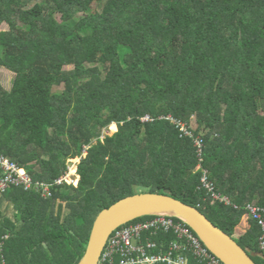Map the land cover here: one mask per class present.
<instances>
[{
	"label": "trees",
	"instance_id": "1",
	"mask_svg": "<svg viewBox=\"0 0 264 264\" xmlns=\"http://www.w3.org/2000/svg\"><path fill=\"white\" fill-rule=\"evenodd\" d=\"M27 1L0 0V65L14 74L0 84V153L46 182L80 157L79 181L49 198L5 192L16 215L0 225V264H78L98 213L137 193L198 206L231 237L245 204L264 207V0ZM167 116L203 139L202 166L240 208L210 203L193 138ZM259 234L251 220L235 240L264 264ZM172 238L153 236L155 251Z\"/></svg>",
	"mask_w": 264,
	"mask_h": 264
},
{
	"label": "built area",
	"instance_id": "2",
	"mask_svg": "<svg viewBox=\"0 0 264 264\" xmlns=\"http://www.w3.org/2000/svg\"><path fill=\"white\" fill-rule=\"evenodd\" d=\"M164 118L181 132V136L193 138L198 157L196 169L202 170L199 189L204 190L209 196L210 203L221 201L226 205H233L236 209L240 208L233 204L227 196L216 191L213 182L208 177L207 169L202 166L204 162L203 139L199 136L195 137L185 122L169 116ZM142 120H149V117L145 116ZM79 159L80 157L69 158L64 173L53 182H46L33 180L23 167L0 153V193L3 194L15 187L24 191L39 192L43 198H49L52 195L51 189L55 186L67 184L76 187L79 181L77 172ZM243 208L244 214L257 222L260 228L258 247L264 253V207L249 202ZM159 233H169L173 238L167 241L164 251L156 252L157 248H163L162 244L152 240L150 235L156 236ZM7 238L8 234L0 236V252L3 251ZM147 249L155 252L148 254ZM97 264H222V262L209 251L182 220L171 215L155 214L146 220L136 221L112 231L103 246Z\"/></svg>",
	"mask_w": 264,
	"mask_h": 264
},
{
	"label": "water",
	"instance_id": "3",
	"mask_svg": "<svg viewBox=\"0 0 264 264\" xmlns=\"http://www.w3.org/2000/svg\"><path fill=\"white\" fill-rule=\"evenodd\" d=\"M155 214L182 220L223 264H257L251 254L198 207L167 194L151 192L126 196L101 210L92 224L78 264H97L108 236L116 227L138 217ZM260 256L264 258L263 254Z\"/></svg>",
	"mask_w": 264,
	"mask_h": 264
},
{
	"label": "rangeland",
	"instance_id": "4",
	"mask_svg": "<svg viewBox=\"0 0 264 264\" xmlns=\"http://www.w3.org/2000/svg\"><path fill=\"white\" fill-rule=\"evenodd\" d=\"M35 1L40 2V1H43V0H28V1L26 2V5H27V6H30V5H32ZM51 8H52V7H51ZM56 17H58V16L56 15ZM77 17H78V16H77ZM77 17H76V18H77ZM0 28H1L2 30H7V29H8V26H7L5 23H3V24L1 25ZM16 32H17L18 34L22 35V36H25V35H26L25 30H23L21 27H17ZM121 50L124 51V49H121ZM1 52H2V51H1V48H0V54H1ZM120 54H123V52L120 51ZM70 68H71V66H67L65 69H70ZM13 78H14V74H13L12 72L8 71V70H7L6 68H4L3 66L0 65V84H1L6 90H8V89L11 87L12 82H13ZM59 84H60V83H59ZM62 89H63V85H57V86L54 87V91L57 90V92H61ZM189 126H190L191 128L196 127V124H195V118H194V117H191V118H190ZM116 130H117V125H116V124H110V125H108L107 127H104V128L102 129V134H101V136H100V139H103L106 135H112L114 132H116ZM93 143H94V141L91 143V146L93 145ZM88 148H89V145L84 147V154L86 153V151H87ZM79 161H80V159H79ZM107 167H108V168H113V163L108 162V163H107ZM74 170H75V169H74ZM15 211H16V208H15L14 205H13V206L11 207V212H12L13 214H15ZM10 221H14V220H10ZM232 237H233L234 239H236V240L238 239V236H237L235 233L232 234Z\"/></svg>",
	"mask_w": 264,
	"mask_h": 264
},
{
	"label": "crops",
	"instance_id": "5",
	"mask_svg": "<svg viewBox=\"0 0 264 264\" xmlns=\"http://www.w3.org/2000/svg\"><path fill=\"white\" fill-rule=\"evenodd\" d=\"M13 204L7 199L5 193H0V225L6 223L5 220H14L15 214L11 212V207ZM4 222V223H3ZM251 227V219L248 216L243 215L240 223L235 229V234L237 236L244 234Z\"/></svg>",
	"mask_w": 264,
	"mask_h": 264
},
{
	"label": "clouds",
	"instance_id": "6",
	"mask_svg": "<svg viewBox=\"0 0 264 264\" xmlns=\"http://www.w3.org/2000/svg\"><path fill=\"white\" fill-rule=\"evenodd\" d=\"M113 124H115V123H113ZM204 161H205V159H204ZM196 170H197V169H196ZM253 203H254V202H253ZM244 215H245V214H244ZM149 216H153V215H149ZM133 222H136V221H134V220L131 221V220H130V221L124 223L123 225H120V226L116 227L115 229H117V228H119V227H121V226H124V225H125V226H126V225H129L130 223H133ZM115 229H114V230H115ZM114 230H113V231H114ZM111 233H112V232H111ZM111 233H110V234H111ZM156 236H157V235H156ZM152 237H153V236L150 235V238H151V239H152ZM152 240H153V239H152ZM156 241H157V240H156ZM142 242L145 243V240L142 239ZM162 242H163V241H162ZM152 252H155V251H153V250H151V249H147V253H148V254H150V253H152ZM263 254H264V253H263ZM222 264H223V263H222Z\"/></svg>",
	"mask_w": 264,
	"mask_h": 264
}]
</instances>
